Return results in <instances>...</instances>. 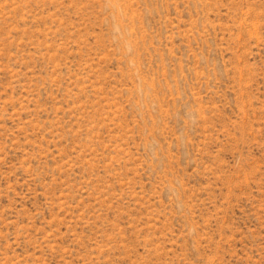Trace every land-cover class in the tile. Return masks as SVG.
<instances>
[{
  "label": "rangeland",
  "instance_id": "obj_1",
  "mask_svg": "<svg viewBox=\"0 0 264 264\" xmlns=\"http://www.w3.org/2000/svg\"><path fill=\"white\" fill-rule=\"evenodd\" d=\"M0 264H264V0H0Z\"/></svg>",
  "mask_w": 264,
  "mask_h": 264
}]
</instances>
